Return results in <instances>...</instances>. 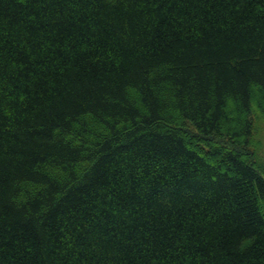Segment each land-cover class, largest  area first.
<instances>
[{
    "label": "trees",
    "instance_id": "16d2710c",
    "mask_svg": "<svg viewBox=\"0 0 264 264\" xmlns=\"http://www.w3.org/2000/svg\"><path fill=\"white\" fill-rule=\"evenodd\" d=\"M263 119L264 0H0V264H264Z\"/></svg>",
    "mask_w": 264,
    "mask_h": 264
},
{
    "label": "rangeland",
    "instance_id": "374dc122",
    "mask_svg": "<svg viewBox=\"0 0 264 264\" xmlns=\"http://www.w3.org/2000/svg\"><path fill=\"white\" fill-rule=\"evenodd\" d=\"M257 115L260 116L261 113L258 112ZM257 123L259 131L254 138L259 142V146L256 148V153L258 154L259 159L264 161V119L260 121L258 120Z\"/></svg>",
    "mask_w": 264,
    "mask_h": 264
}]
</instances>
